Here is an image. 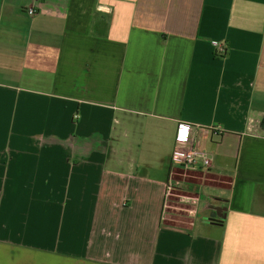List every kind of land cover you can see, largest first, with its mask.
Returning a JSON list of instances; mask_svg holds the SVG:
<instances>
[{"label":"crops","instance_id":"0c3cea01","mask_svg":"<svg viewBox=\"0 0 264 264\" xmlns=\"http://www.w3.org/2000/svg\"><path fill=\"white\" fill-rule=\"evenodd\" d=\"M263 119L264 0H0V264H264Z\"/></svg>","mask_w":264,"mask_h":264},{"label":"built area","instance_id":"2783aa9c","mask_svg":"<svg viewBox=\"0 0 264 264\" xmlns=\"http://www.w3.org/2000/svg\"><path fill=\"white\" fill-rule=\"evenodd\" d=\"M34 14V10L30 11ZM216 53L224 55L226 53L225 46L218 42H214ZM195 127L187 123H181L178 127L175 144L172 151V162L184 170L198 171L203 168L208 169L212 165L210 154L201 149L196 144L194 135ZM171 191V187H167V194Z\"/></svg>","mask_w":264,"mask_h":264},{"label":"trees","instance_id":"16d2710c","mask_svg":"<svg viewBox=\"0 0 264 264\" xmlns=\"http://www.w3.org/2000/svg\"><path fill=\"white\" fill-rule=\"evenodd\" d=\"M261 126L264 128V119L261 122Z\"/></svg>","mask_w":264,"mask_h":264},{"label":"water","instance_id":"95a60500","mask_svg":"<svg viewBox=\"0 0 264 264\" xmlns=\"http://www.w3.org/2000/svg\"><path fill=\"white\" fill-rule=\"evenodd\" d=\"M220 215V217H221V214H219Z\"/></svg>","mask_w":264,"mask_h":264}]
</instances>
